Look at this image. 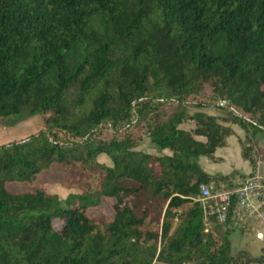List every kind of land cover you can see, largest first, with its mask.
<instances>
[{
    "label": "trees",
    "instance_id": "1",
    "mask_svg": "<svg viewBox=\"0 0 264 264\" xmlns=\"http://www.w3.org/2000/svg\"><path fill=\"white\" fill-rule=\"evenodd\" d=\"M45 110L0 143V264H264L205 233L192 199L239 175L198 164L219 161L223 122L264 137V0H0V123ZM55 165L65 197L37 182Z\"/></svg>",
    "mask_w": 264,
    "mask_h": 264
},
{
    "label": "rangeland",
    "instance_id": "2",
    "mask_svg": "<svg viewBox=\"0 0 264 264\" xmlns=\"http://www.w3.org/2000/svg\"><path fill=\"white\" fill-rule=\"evenodd\" d=\"M222 105L224 103H221ZM194 109H190L193 111ZM202 111L216 116H225V113L218 108H203ZM56 112L45 110L43 113L18 124L13 127H6L4 124L0 123V143L13 138H23L28 133L36 132L41 126L45 119L54 117ZM224 125L230 126L234 134L230 136V140H227L230 151L222 155L218 162H211L205 164L201 159L198 160L199 166L210 174H230L235 175L243 174L242 172H247L249 170V162L241 156V146L252 147V153L254 161L260 159L264 164V137L261 134L249 135V140H247L244 130H242L236 124H230L223 122ZM141 149L154 153L156 152L152 144H150L147 137L143 139L141 144ZM239 170V171H234ZM242 171V172H240ZM228 172V173H227ZM235 173V174H234ZM65 180V175L58 165L52 167L51 171L48 173L41 174L37 177V182L45 189L47 193L57 194L59 197H65L70 190H67L63 186V181ZM28 185L25 184H9L8 189L17 191L21 189H27ZM72 191V190H71ZM76 191V190H75ZM91 212L97 216H104L110 218L112 215V209L109 201H104L101 206L91 210ZM53 225H60L59 221H54ZM175 222H173V226ZM219 228H214V230ZM221 232V229H219ZM228 239L231 244V252L233 254L239 252H248L252 257H264V237L259 240L256 238L255 234H252L249 230H230L228 231Z\"/></svg>",
    "mask_w": 264,
    "mask_h": 264
},
{
    "label": "built area",
    "instance_id": "3",
    "mask_svg": "<svg viewBox=\"0 0 264 264\" xmlns=\"http://www.w3.org/2000/svg\"><path fill=\"white\" fill-rule=\"evenodd\" d=\"M203 211L204 232L249 230L264 237V164L254 161L248 173L224 180L202 183L192 198Z\"/></svg>",
    "mask_w": 264,
    "mask_h": 264
},
{
    "label": "crops",
    "instance_id": "4",
    "mask_svg": "<svg viewBox=\"0 0 264 264\" xmlns=\"http://www.w3.org/2000/svg\"><path fill=\"white\" fill-rule=\"evenodd\" d=\"M227 140H230V136L226 139V141H225V145L223 146V147H221V148H217L216 149V151H215V155L217 156V157H219V158H221V156L222 155H225V154H227L229 151H230V147H229V144L227 143L228 141ZM202 160L205 164H209V163H211L212 161H210L207 157H205V156H200L199 158H198V160ZM250 169H251V166H250V164H249V170L247 171V172H242V171H240V172H242V173H248L249 171H250ZM234 171H239V170H234ZM208 173V172H207ZM228 173V172H227ZM210 174V173H209ZM229 174V173H228ZM223 175H227V174H223Z\"/></svg>",
    "mask_w": 264,
    "mask_h": 264
}]
</instances>
